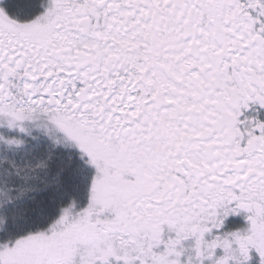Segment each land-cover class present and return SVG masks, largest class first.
Returning a JSON list of instances; mask_svg holds the SVG:
<instances>
[{
    "label": "snow or ice",
    "instance_id": "obj_1",
    "mask_svg": "<svg viewBox=\"0 0 264 264\" xmlns=\"http://www.w3.org/2000/svg\"><path fill=\"white\" fill-rule=\"evenodd\" d=\"M0 264H264V0H0Z\"/></svg>",
    "mask_w": 264,
    "mask_h": 264
}]
</instances>
